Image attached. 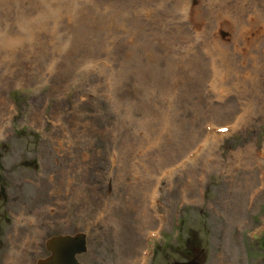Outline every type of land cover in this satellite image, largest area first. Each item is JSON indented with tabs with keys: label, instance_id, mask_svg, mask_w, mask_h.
Returning <instances> with one entry per match:
<instances>
[{
	"label": "rangeland",
	"instance_id": "rangeland-1",
	"mask_svg": "<svg viewBox=\"0 0 264 264\" xmlns=\"http://www.w3.org/2000/svg\"><path fill=\"white\" fill-rule=\"evenodd\" d=\"M263 55L264 0H0V264H264Z\"/></svg>",
	"mask_w": 264,
	"mask_h": 264
},
{
	"label": "water",
	"instance_id": "water-1",
	"mask_svg": "<svg viewBox=\"0 0 264 264\" xmlns=\"http://www.w3.org/2000/svg\"><path fill=\"white\" fill-rule=\"evenodd\" d=\"M44 247L48 255L37 259L35 264H82L78 258L87 252L86 235H55L46 239ZM198 258L199 256H196L188 261L173 264H200Z\"/></svg>",
	"mask_w": 264,
	"mask_h": 264
},
{
	"label": "bare ground",
	"instance_id": "bare-ground-1",
	"mask_svg": "<svg viewBox=\"0 0 264 264\" xmlns=\"http://www.w3.org/2000/svg\"><path fill=\"white\" fill-rule=\"evenodd\" d=\"M182 1V0H181ZM182 4V3H181ZM209 5V4H208ZM212 5V4H211ZM178 7V6H177ZM210 8V7H209ZM12 37V36H11ZM14 37V36H13ZM2 41H5V40H2ZM14 41V40H13ZM10 42V41H9ZM9 42L7 43V44H9ZM2 43V42H1ZM12 43H14V42H12ZM207 48V47H206ZM214 49V48H213ZM215 50H214V53H212V56H213V54H215ZM223 53H225V52H220V54L219 55H222ZM226 54V53H225ZM260 54H261V51H260ZM259 56V55H258ZM264 56V55H263ZM214 57V56H213ZM262 57V56H261ZM258 58H260V57H258ZM231 61V60H230ZM259 62H260V60H259ZM225 63V62H224ZM220 65H222V63L220 64ZM225 65V64H224ZM232 65V64H231ZM227 69V68H226ZM228 70V69H227ZM231 70V69H230ZM229 71V70H228ZM230 73V72H229ZM157 102V101H156ZM160 104V103H159ZM146 108H147V106H146ZM152 109V108H151ZM151 109H150V111H151ZM160 109H161V107H160ZM145 110V109H144ZM146 111H148L149 113H150V111L149 110H146ZM149 115V114H148ZM219 137V136H218ZM211 168V167H210ZM147 177V176H146ZM171 179V178H170ZM135 180H137V179H135ZM151 180H147L146 181V184H147V187L145 188V182H143L144 184L142 185V186H140V188L139 189H136V191L138 192V197H142V200H143V198H145L143 201L144 202H146V204L145 205H141V207L139 208L140 210H138L137 212H139L138 214H139V217H140V219L142 220V224H143V226L144 225H150V224H152V221H151V217H150V214H149V212H147V210H148V205H147V203H148V200H149V198H150V196H151V194H152V185H151ZM171 183V182H170ZM246 186H248V185H252L253 183H252V181L251 180H249V179H247L246 180ZM132 188V187H131ZM130 189V188H129ZM135 189V188H134ZM130 193V192H129ZM135 194V193H134ZM145 194V197L143 196ZM133 195V194H132ZM137 195V194H136ZM137 198V197H136ZM82 199V198H81ZM120 199V198H119ZM117 200V199H116ZM115 200V201H116ZM146 200V201H145ZM119 200H117V202H118ZM233 201V200H232ZM238 201V200H237ZM132 202V201H131ZM130 202V203H131ZM120 203V202H119ZM125 203V202H124ZM123 204V203H122ZM137 204V203H136ZM109 205V204H108ZM108 205H107V203H104V210L106 209V208H108ZM111 205H112V203H111ZM128 205V204H127ZM131 205V204H130ZM139 206H140V204H139ZM134 207H138L137 205L136 206H134ZM231 207V210H233L234 208L236 209V207H234L233 208V206H230ZM112 208H113V206H112ZM110 209V208H109ZM115 209V208H114ZM138 209V208H137ZM141 210H143V212L141 211ZM226 210V209H225ZM109 212H110V210H108ZM104 213H105V211H103ZM108 212V213H109ZM112 212V211H111ZM123 213V212H122ZM114 215V214H113ZM142 215H143V217H142ZM107 217V215H105V218ZM107 218H109V217H107ZM114 218H116V217H114ZM117 220H118V218H117ZM112 223H116V221H113ZM145 227V226H144ZM143 228V227H142ZM139 229V228H138ZM153 230H149L148 232H147V234L146 235H152L153 234ZM143 256V259H145L146 258V255H144V254H142Z\"/></svg>",
	"mask_w": 264,
	"mask_h": 264
},
{
	"label": "flooded vegetation",
	"instance_id": "flooded-vegetation-1",
	"mask_svg": "<svg viewBox=\"0 0 264 264\" xmlns=\"http://www.w3.org/2000/svg\"><path fill=\"white\" fill-rule=\"evenodd\" d=\"M1 196H2L4 199L6 198V196H5V194H4V189H2Z\"/></svg>",
	"mask_w": 264,
	"mask_h": 264
}]
</instances>
